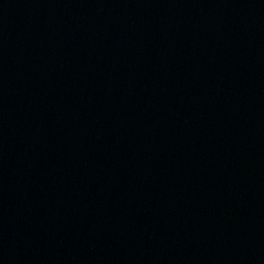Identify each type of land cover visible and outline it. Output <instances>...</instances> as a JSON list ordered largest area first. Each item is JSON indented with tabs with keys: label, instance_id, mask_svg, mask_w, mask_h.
Instances as JSON below:
<instances>
[{
	"label": "water",
	"instance_id": "95a60500",
	"mask_svg": "<svg viewBox=\"0 0 264 264\" xmlns=\"http://www.w3.org/2000/svg\"><path fill=\"white\" fill-rule=\"evenodd\" d=\"M0 264H264V0H0Z\"/></svg>",
	"mask_w": 264,
	"mask_h": 264
}]
</instances>
